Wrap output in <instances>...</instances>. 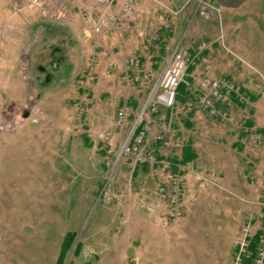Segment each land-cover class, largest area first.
Listing matches in <instances>:
<instances>
[{
	"label": "rangeland",
	"instance_id": "1",
	"mask_svg": "<svg viewBox=\"0 0 264 264\" xmlns=\"http://www.w3.org/2000/svg\"><path fill=\"white\" fill-rule=\"evenodd\" d=\"M43 1L40 11L27 0H0V264H57L67 233L72 238L61 264H235L241 227L251 219V230L257 229L261 200H203L209 182L202 177L250 163L263 148L260 136L241 143L239 124L249 123L251 132L264 125V0H256L262 4L255 13L231 18L218 7L220 14L208 19L196 13V0H150L162 7L157 26L162 17L174 34L185 32L183 42L192 32V43L214 44L194 69V84L205 73L225 76L251 98L222 122L197 107L190 128L181 123L183 104H176L167 136L182 145L162 155L181 162L190 136L196 154L181 167L198 174L191 183L202 194L182 199L183 214L174 221L156 193L161 170L118 156L157 78L126 83L124 62L138 55L112 47L116 31L100 37L89 31L86 14L95 12L93 0ZM188 5L175 31L174 20ZM42 19L46 27L31 29ZM150 29L155 44L161 35ZM130 73L141 75L136 67ZM123 103L130 111L117 127L116 110ZM164 119L162 114L158 120ZM234 141L243 149L232 147Z\"/></svg>",
	"mask_w": 264,
	"mask_h": 264
},
{
	"label": "built area",
	"instance_id": "2",
	"mask_svg": "<svg viewBox=\"0 0 264 264\" xmlns=\"http://www.w3.org/2000/svg\"><path fill=\"white\" fill-rule=\"evenodd\" d=\"M30 5L36 6L43 11V0H27ZM76 1V0H75ZM143 0H93L92 9L94 13L86 14V25L89 31L95 36H105L121 29L138 13ZM188 1L181 5L177 14ZM196 13L208 19L211 14H220L219 8L206 0H196ZM162 26L171 30L168 19L160 18ZM156 34L147 37V45L153 44L157 40ZM211 42H200L189 53L180 40L173 48L159 76L153 83L148 96L134 119L129 135L120 148L119 157L129 158L137 165L157 166L161 170V178L156 183V193L159 200L166 204L167 217L170 220H177L183 214L182 196L184 189V176L181 163L173 161L172 158H163L159 155L155 143H159L163 148L174 149L182 145L180 139L171 140L167 134L171 132V122L173 110L177 104L178 87L181 83L187 86L189 96L184 100V110L189 113L200 107L211 118L216 121L227 120L234 106H246L251 102V98L232 79L221 77L214 78L204 74L198 79L196 84L188 82L186 72L190 66L197 64V59L201 53L211 46ZM138 56H129L124 62L123 78L130 86L135 84L144 85L148 81V74L143 72L140 77L132 78L131 70L140 66ZM113 63H109L112 67ZM165 109L169 116L162 121H158L160 109ZM130 111L129 105L123 103L115 115V125L122 127ZM159 125V126H158ZM158 126V127H157ZM239 141L245 143L248 140L257 142L259 136L249 130L247 125L240 123ZM156 127V130H155ZM158 128V129H157ZM107 133L105 138H108ZM261 209L254 216L257 229L251 230L252 220H248L240 230L236 240L234 250L235 264H245L244 260H250L251 264H264V188ZM254 222V223H255ZM255 237L254 253L251 254L249 245L251 239Z\"/></svg>",
	"mask_w": 264,
	"mask_h": 264
},
{
	"label": "crops",
	"instance_id": "3",
	"mask_svg": "<svg viewBox=\"0 0 264 264\" xmlns=\"http://www.w3.org/2000/svg\"><path fill=\"white\" fill-rule=\"evenodd\" d=\"M173 0H170L172 2ZM216 3V6L220 8L221 12L224 14V16L227 17H235L233 15L235 14H247V13H255L257 10L255 8H258L260 3H256V0H213ZM160 3L166 4V2L159 1ZM153 4L150 0H143L141 3V6L139 8L138 14L130 20L127 24H125L120 30L114 31L115 33L111 34L110 43L113 45L112 47L115 49L125 50V48H129L130 50H134L135 53L138 55L140 59L141 65L136 67L139 68V74H142L143 70L146 71L149 77L155 76L156 78L159 76L164 64L166 63V60L168 59L169 55L171 54L174 46L181 40L183 33L174 34V28H172L170 31L165 29L163 26H157L158 18L155 15L157 10L162 9L159 5H151ZM184 4V3H183ZM182 4V5H183ZM186 6V5H185ZM184 6V7H185ZM262 6V5H261ZM183 7V8H184ZM190 6L188 5L185 9L186 13H181L179 18L174 20V27L175 31L180 29L182 24L185 22V19L187 18L188 12ZM182 11V10H181ZM180 11V12H181ZM46 20H38L35 23L31 24L32 28H37L39 26L46 27L47 22ZM49 23V22H48ZM160 23V22H159ZM154 27V29H158V33L161 35L159 36L160 39L157 43L147 45L146 39L149 34V29ZM202 28H198L199 32L202 31ZM152 29H150L151 31ZM146 33V34H145ZM148 33V34H147ZM188 37L186 36V40L182 43L187 48L189 53H192L194 48L197 46L199 42H191L192 38V32H188ZM214 44L212 43L211 46L208 48L209 50L212 48ZM129 46V47H128ZM204 50L200 57L197 59V64L195 66H190L187 69L186 72V79L188 82L193 83L195 77L193 76L194 69L198 65V62L201 61V59L205 56L209 55V50ZM225 77V76H224ZM229 78V77H226ZM244 91V90H243ZM245 92V91H244ZM178 102L183 104V100L178 98ZM177 102V103H178ZM178 105V104H177ZM173 110V114L176 113L178 115V107L177 106ZM164 114V118H167L169 116L168 112L161 108L159 111V115L156 116V119L158 120L160 115ZM194 116V117H193ZM173 118V116H172ZM195 111L186 113V118H180L182 120V124L185 127L190 128L193 123H195ZM159 121V120H158ZM248 127H251L252 125H249V123H246ZM259 128L255 129L254 132L260 137H263L264 140V125L260 126ZM179 129V128H178ZM177 129V130H178ZM182 131V130H181ZM264 142V141H263ZM238 151L243 149V144H239L236 141L232 143V147ZM263 147L260 150H257L258 152L254 156V160L250 163H246L244 165H237L232 166L231 168L229 166L221 167L217 170L209 171V178L202 177L206 180V183L209 182L208 187L206 188L207 191H209V196L207 198L199 196L198 199L203 200H261L262 199V192L264 188V143L261 144ZM155 147L159 153V155L163 158H165L162 155V152L164 153L166 150L163 148L159 143H155ZM190 149L192 152L194 151V144L192 142L191 137L187 139L186 145L183 147L184 153L185 150ZM166 153V152H165ZM193 154H196L193 152ZM197 156V155H196ZM167 157V156H166ZM168 158V157H167ZM173 161H176V158H172ZM191 162V161H189ZM189 162H186L188 164ZM182 165H185V163H182ZM227 167V168H226ZM184 179H186L185 189H184V195L182 196L183 200H194L193 193L202 194L201 192H197L199 190L194 189L192 179H194L198 175L195 173V171H188L183 172ZM199 173H206L205 171H199ZM247 174L246 177L244 174ZM205 175V174H204ZM201 178V179H202ZM252 178L256 179V186H251L250 183L252 182ZM209 179V180H208ZM196 183V182H195ZM205 181L201 182L200 185H207ZM193 189V190H192ZM205 189V190H206ZM203 190V191H205ZM193 192V193H192ZM200 194V195H201ZM232 197V198H231Z\"/></svg>",
	"mask_w": 264,
	"mask_h": 264
},
{
	"label": "trees",
	"instance_id": "4",
	"mask_svg": "<svg viewBox=\"0 0 264 264\" xmlns=\"http://www.w3.org/2000/svg\"><path fill=\"white\" fill-rule=\"evenodd\" d=\"M188 96H189V92H188L187 86L184 83H181L178 87L177 98H180L184 101ZM183 156L184 157H183V160L181 161V163H186L187 161H192L195 157V155L193 154V152L190 149H187V151L185 150V153ZM71 238H72L71 233H67L65 235L63 242H62V245H61V252H60V255L58 257L57 264H61L64 251H66V249L69 247V243L71 241ZM254 248H255V237H253L251 239L250 245H249V250H250L251 254L254 253ZM244 263L245 264H251L250 260H248V259H245Z\"/></svg>",
	"mask_w": 264,
	"mask_h": 264
}]
</instances>
